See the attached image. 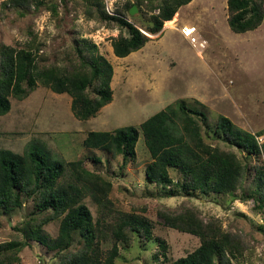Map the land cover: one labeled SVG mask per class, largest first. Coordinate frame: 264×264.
Returning <instances> with one entry per match:
<instances>
[{
	"label": "rangeland",
	"instance_id": "obj_1",
	"mask_svg": "<svg viewBox=\"0 0 264 264\" xmlns=\"http://www.w3.org/2000/svg\"><path fill=\"white\" fill-rule=\"evenodd\" d=\"M5 1L0 0V44L25 46L32 31L39 41L35 51L39 65L63 66L75 55V39L80 38L96 44L97 53L114 67L112 101L87 120L75 116L70 95L58 94L42 84L22 99L11 96L10 112L0 116L1 149L22 155L37 147L52 160L67 163L83 159L89 170L111 183L110 190L96 193L99 199L90 189L84 197L94 217L101 258L105 259L113 247L115 224L131 215L147 218L153 235L143 240L136 233L131 245L119 243L115 264H172L194 251L200 238L167 226L158 214L162 205L177 207L187 202L199 208L205 220L214 217L224 231L242 237L248 249L235 264H264V210L257 207L255 198L244 201L240 191L204 195L148 182L145 170L153 160L141 130L136 154L127 164L120 154L84 146L90 131H114L129 125L139 128L153 114L184 102L207 115L208 124L202 128L206 142L238 152L253 169L257 159L232 146L216 131V125L218 117L224 115L240 130L264 131V21L255 30L236 33L229 26L227 0H192L177 12L184 25L171 27L164 23L177 27L181 34L184 27L195 28L197 42L192 44L183 34L186 41L169 31L147 32L145 28L152 21L147 5L160 0H145L136 14L128 12V19L151 41L121 58L114 54L112 45L121 30L97 17H88L84 0H36L26 16L5 6ZM134 1L104 3L107 12L114 14L125 11V5ZM52 7L57 8L56 16ZM177 125L181 133L180 118ZM258 139L263 142L264 134ZM170 174L180 179L176 170L171 169ZM74 179L72 168L67 166L60 184ZM33 215L38 213L31 199H26L20 209L0 214V242L24 240L20 228ZM60 221L53 220L43 227L49 239L58 236ZM58 262L54 252L31 241L14 264Z\"/></svg>",
	"mask_w": 264,
	"mask_h": 264
},
{
	"label": "trees",
	"instance_id": "obj_2",
	"mask_svg": "<svg viewBox=\"0 0 264 264\" xmlns=\"http://www.w3.org/2000/svg\"><path fill=\"white\" fill-rule=\"evenodd\" d=\"M35 1L7 0L3 4L16 8L20 16H26ZM191 1L160 0L157 4H148L152 21L145 30L150 34L160 33L165 21L172 20L178 10ZM84 2L88 17H97L121 30L112 42L117 57L123 58L140 50L150 40L128 19L130 8L136 5L141 10L145 0L128 2L125 11L118 10L114 14L107 12L104 0ZM227 4L229 26L233 32L255 30L264 21V0H227ZM52 11L55 16L58 14L56 7H52ZM29 35L25 46L0 44V116L10 112L11 96L22 99L38 84L58 94L70 95L72 111L81 120L96 116L112 101L114 67L97 53L96 44L76 38L75 55L68 64L39 65L35 52L39 41L34 32L30 31ZM178 118L181 133L177 131ZM207 122L205 113L181 102L177 107L169 105L153 114L139 128L129 125L114 131H90L84 146L120 154L127 164L136 154L141 130L153 160L145 170L148 182L165 189L174 187L204 195L240 191L242 200L253 197L257 207L264 210V141L258 139L264 131L240 130L224 115L217 120L218 133L239 151L257 159L252 169L251 163L238 152L205 141L202 128ZM67 166L72 168L75 179L62 185L60 179ZM171 169L178 172L179 180L173 179ZM247 184L249 189L246 190ZM110 188L111 183L100 173L89 170L83 159L66 163L50 159L37 147L22 155L0 148V214L22 208L26 199L32 200L38 213L23 222L20 231L24 240L0 242V264L20 261V253L31 241L54 252L58 264H115L119 243L131 245L136 233L141 239L149 240L153 228L147 218L131 215L122 219L113 227L115 242L107 257L102 259L94 217L84 197L89 189L96 196L97 192L105 193ZM174 193H170L171 196ZM158 214L167 226L201 240L199 247L172 264H235L248 249L240 235L224 231L214 217L205 220L200 209L190 203L184 202L177 207L162 205ZM56 219H61L59 234L55 239H49L43 233V227ZM161 246L166 248L164 243Z\"/></svg>",
	"mask_w": 264,
	"mask_h": 264
},
{
	"label": "built area",
	"instance_id": "obj_3",
	"mask_svg": "<svg viewBox=\"0 0 264 264\" xmlns=\"http://www.w3.org/2000/svg\"><path fill=\"white\" fill-rule=\"evenodd\" d=\"M182 30V34L185 36V38H188L189 41L192 43V44H195L197 41H196V38L194 35H195V28H187V27H184L181 29Z\"/></svg>",
	"mask_w": 264,
	"mask_h": 264
},
{
	"label": "crops",
	"instance_id": "obj_4",
	"mask_svg": "<svg viewBox=\"0 0 264 264\" xmlns=\"http://www.w3.org/2000/svg\"><path fill=\"white\" fill-rule=\"evenodd\" d=\"M180 20H181V14H179V20H178V22L176 23V25L178 24V26L180 25H184V24H182V22H180ZM163 30V32L165 31H169V32H171V33H174V34H176L177 36H179V38L180 39H183V40H185L184 39V37H183V35L178 31V29H177V27L176 28H170V27H167L166 25H164V28L162 29ZM152 36V35H151ZM151 41V40H150ZM186 41V40H185ZM133 53H135V52H133ZM103 131H107V130H103ZM87 136V135H86ZM85 136V137H86Z\"/></svg>",
	"mask_w": 264,
	"mask_h": 264
},
{
	"label": "bare ground",
	"instance_id": "obj_5",
	"mask_svg": "<svg viewBox=\"0 0 264 264\" xmlns=\"http://www.w3.org/2000/svg\"><path fill=\"white\" fill-rule=\"evenodd\" d=\"M179 20V15L176 13L172 20L165 21V24L167 26L174 27L176 25V22Z\"/></svg>",
	"mask_w": 264,
	"mask_h": 264
},
{
	"label": "water",
	"instance_id": "obj_6",
	"mask_svg": "<svg viewBox=\"0 0 264 264\" xmlns=\"http://www.w3.org/2000/svg\"><path fill=\"white\" fill-rule=\"evenodd\" d=\"M138 10H139L138 7L136 5H133L130 8L129 13H130V15H134V14H136L138 12Z\"/></svg>",
	"mask_w": 264,
	"mask_h": 264
}]
</instances>
